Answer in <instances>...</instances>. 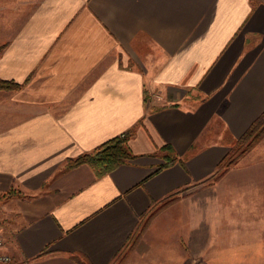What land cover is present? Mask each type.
Returning <instances> with one entry per match:
<instances>
[{"label":"crops","instance_id":"1","mask_svg":"<svg viewBox=\"0 0 264 264\" xmlns=\"http://www.w3.org/2000/svg\"><path fill=\"white\" fill-rule=\"evenodd\" d=\"M1 46L0 79L24 84L0 91V198L22 195L7 200L14 264H208L209 242L220 264L241 244L264 253L256 182L236 186L247 218L228 234L222 212L186 210L194 188L223 191L208 181L225 138L264 112V0H0ZM132 129L126 164L65 168ZM167 145L178 160L162 168Z\"/></svg>","mask_w":264,"mask_h":264},{"label":"rangeland","instance_id":"2","mask_svg":"<svg viewBox=\"0 0 264 264\" xmlns=\"http://www.w3.org/2000/svg\"><path fill=\"white\" fill-rule=\"evenodd\" d=\"M236 140L237 139H233V138H230L229 140V137L225 138L224 142L229 143V145L233 147L232 150L230 151V158H229L230 159L229 163L231 162V164L225 166L224 168L221 167V169L218 168L217 172L212 177V179L208 181L209 185H214L216 182L225 180L222 187L223 191H221L220 193L218 192L217 194L214 188L205 189L202 192H198L200 189L194 188L191 191V194H189L190 192L187 194L191 196L192 202L188 203V206H186V210H189L190 208L191 212L194 213L197 211L207 212L208 214H214L220 212L223 213L224 215L223 223L225 224L228 223L230 225L228 228H226V225L222 226V229L219 230L220 235L221 234L225 235L232 231V227H235L233 226L235 219H236L235 221H238L237 219L247 218L246 210L242 209V204L240 202H238L237 204L236 202L237 198L242 197L244 193L241 192L240 190H236V186L245 188L248 186V184H251L252 181L256 182V187L252 188V190H255L256 192L252 194H255L257 199L259 198L264 199V133L261 134L259 141L251 149H249L247 152L244 153L243 151L246 149L248 143H245L243 145H238L236 144ZM222 171L224 173L221 176H219L216 180L215 179L216 174H220ZM257 183H262V184L260 185ZM217 196L219 197V200L217 201H220V203H216V199L218 198ZM178 197H180L179 194L174 195L173 198H175V200L169 205L162 208L158 213L166 211L177 200H179ZM205 199L207 200L206 201L207 203L204 202ZM163 202H161L159 206L162 205ZM259 205L262 207L264 206V204H259ZM255 211L256 213L254 214L251 213L253 218H257L258 216H263L262 214H264V212L263 213L260 212L259 214L257 213V210ZM10 212L11 210L9 209V204L7 200H3L0 203V232L6 244H7V239H6L7 237L5 231L11 227V223L13 222V220L11 219L12 215ZM157 214L155 216H157ZM232 218H234V220H232ZM210 233H211V228L208 227V234ZM209 236L210 238L212 237L214 239V235H209ZM241 246H242L241 250L239 249L238 253H234L231 250L226 251L227 253H225L224 257L227 260H225L223 264H233L232 257H236L234 254H236L238 257L241 258V259L239 258L237 264H240L241 262L245 263L246 260L244 261L242 259L246 257H248L247 259L251 264H255L256 262L259 263L258 261L264 262L263 261L264 253H258L255 251H253V253L241 252L244 251L245 248L250 247V245L241 244ZM214 248L215 247L212 245V242H209L207 250L205 249V251L202 252V254L208 258L206 259L208 260V264L221 263V261L218 260L215 261L213 258L215 256ZM195 249L197 250V252H199L198 250H200V246L196 245ZM192 253L194 255L196 254L195 251ZM205 257L202 259L205 260ZM199 261L200 259H197V261H193V263L194 264L199 263Z\"/></svg>","mask_w":264,"mask_h":264},{"label":"trees","instance_id":"3","mask_svg":"<svg viewBox=\"0 0 264 264\" xmlns=\"http://www.w3.org/2000/svg\"><path fill=\"white\" fill-rule=\"evenodd\" d=\"M4 46L0 47V52L3 50ZM24 87V84H18L14 81L2 80L0 79V91H19ZM264 133V112L263 114L250 126V128L245 132V134L236 140V144L243 145L248 143L246 149L243 151L247 152L251 149L260 139L261 134ZM134 134V129L124 133L123 135L116 136L98 147H96L93 151L84 153L79 155L76 158L68 159L65 168L71 169L77 166L87 164L93 168L96 175L98 177L104 176L119 166L126 164L130 160L134 159L136 156L132 153L129 147V140ZM233 147H231L232 150ZM158 152L166 153L164 156L165 165L162 168L173 165L177 162L178 157L171 156L170 152L172 149L169 145L162 147L158 150ZM230 152L223 159V161L219 164V169L224 168L229 163ZM227 169V168H225ZM224 172L222 171L220 174H216V180L219 176H221ZM22 196L18 191L11 189L7 193L3 194L0 198L1 201L9 200L13 197ZM175 200V198L170 197L162 205L158 207H153L151 209V213L148 215L146 221L141 226V232L146 229L150 221L154 218V216L165 206L169 205Z\"/></svg>","mask_w":264,"mask_h":264},{"label":"built area","instance_id":"4","mask_svg":"<svg viewBox=\"0 0 264 264\" xmlns=\"http://www.w3.org/2000/svg\"><path fill=\"white\" fill-rule=\"evenodd\" d=\"M12 257L6 250V242L0 232V264H12Z\"/></svg>","mask_w":264,"mask_h":264}]
</instances>
